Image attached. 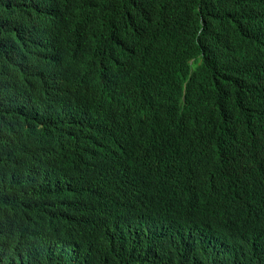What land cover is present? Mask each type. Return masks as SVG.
<instances>
[{
	"label": "clouds",
	"instance_id": "1",
	"mask_svg": "<svg viewBox=\"0 0 264 264\" xmlns=\"http://www.w3.org/2000/svg\"><path fill=\"white\" fill-rule=\"evenodd\" d=\"M6 1L0 237L24 225L40 264H264V0L182 2L168 32L146 20L175 0Z\"/></svg>",
	"mask_w": 264,
	"mask_h": 264
},
{
	"label": "trees",
	"instance_id": "2",
	"mask_svg": "<svg viewBox=\"0 0 264 264\" xmlns=\"http://www.w3.org/2000/svg\"><path fill=\"white\" fill-rule=\"evenodd\" d=\"M33 0H7L5 3V8H11L12 6H19L23 3L29 4ZM179 4L172 12L167 16L166 19H163L160 10H155L153 13L150 14L147 21V28L152 30L153 32L164 29L166 32L167 25L171 21L172 24L179 25L180 20L186 17V7L191 6H183V3L186 4H194L198 3V0H175ZM254 0H235L233 3V7L238 11L241 12L246 5V3H252ZM220 3H216L215 0H203L201 7L203 10H205V15H211L208 17H205V20H210L215 15L212 13L214 12V8L219 7ZM190 13H196L195 11L191 10ZM198 23L197 22H189L185 21L181 23V27L187 32V35L190 40H193L197 37V31H198ZM172 27V26H171ZM218 35L221 36L223 32V27L220 25L219 30L217 31ZM216 31L207 30L205 29L203 31L202 38L209 39V38H215L216 37ZM156 48H159L163 51L169 50L172 48V39L167 35L165 36L164 40L160 41L159 43L155 44ZM263 108V106H261ZM167 139H171V137H167ZM37 153H35V156ZM83 156V151L81 148H75L72 151V154H66V157L68 159L79 158ZM46 158V156H45ZM71 159L70 161H72ZM35 163L36 160H34ZM69 162V161H68ZM63 163H49L44 162L41 163V166L44 167L45 171L49 175H54L53 172L48 173L46 167H55L58 170H64ZM178 210L182 212V210L178 207ZM252 227V225H249ZM26 227L24 225L18 224L13 226L8 234H3L4 239L0 237V240L5 241V243L0 242V264H40L39 258L34 255L33 251H35L34 247L29 245L33 239L32 235H27ZM254 228H252L253 231ZM258 242H260L262 245H264V242L262 241V238L258 235H254ZM50 262V263H49ZM59 264V261H47L45 264Z\"/></svg>",
	"mask_w": 264,
	"mask_h": 264
},
{
	"label": "bare ground",
	"instance_id": "3",
	"mask_svg": "<svg viewBox=\"0 0 264 264\" xmlns=\"http://www.w3.org/2000/svg\"><path fill=\"white\" fill-rule=\"evenodd\" d=\"M191 66H192V67H195V66H197V64L194 63V64H192ZM261 106H262V105H261ZM141 116L144 117V115H142V113H141ZM145 117H148V116L145 115ZM133 134H134V133H132L129 137H131ZM129 139H130V138H129ZM129 139H128V140H129ZM127 147H128V143H127V141H122V148H123V149H126ZM50 157H51V156H50ZM185 189L188 190L189 187L186 186ZM258 218H260L259 221H261L262 217H258ZM233 221H234L235 223H238L240 220H239V218H236V219L233 220ZM151 224H152V222H151ZM170 224H171V222H170ZM170 224L168 225L169 227H171ZM152 234H153V236H155V232H152ZM172 234H173V233H172ZM184 234H185V236L187 237L186 240H187V241H190V240H191V238H190L191 233H184ZM214 236L217 237L216 233H214ZM184 244H187V242H184ZM213 245H214V244H213ZM214 246H215V245H214ZM161 251H162V249H161ZM161 257H162V256H160V258H161ZM263 259H264V258H263ZM263 259H262V260H263ZM254 262H255V261H254ZM49 263H50V262H49ZM38 264H39V263H38ZM52 264H53V263H52ZM253 264H254V263H253Z\"/></svg>",
	"mask_w": 264,
	"mask_h": 264
}]
</instances>
